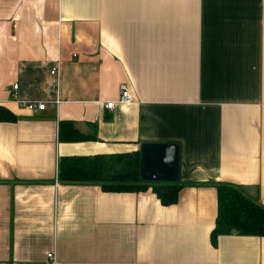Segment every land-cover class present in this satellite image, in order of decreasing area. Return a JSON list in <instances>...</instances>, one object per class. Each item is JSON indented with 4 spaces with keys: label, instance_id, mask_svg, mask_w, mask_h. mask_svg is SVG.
Segmentation results:
<instances>
[{
    "label": "crops",
    "instance_id": "crops-1",
    "mask_svg": "<svg viewBox=\"0 0 264 264\" xmlns=\"http://www.w3.org/2000/svg\"><path fill=\"white\" fill-rule=\"evenodd\" d=\"M0 106V264H264V236L210 238L212 183L264 206V0H0ZM143 142L178 144L174 204L56 178Z\"/></svg>",
    "mask_w": 264,
    "mask_h": 264
},
{
    "label": "trees",
    "instance_id": "trees-1",
    "mask_svg": "<svg viewBox=\"0 0 264 264\" xmlns=\"http://www.w3.org/2000/svg\"><path fill=\"white\" fill-rule=\"evenodd\" d=\"M13 115L0 106V121ZM60 140H75L78 135L70 122H60ZM57 180L63 184H96L104 191L138 192L148 187L161 204H174L184 184L180 182H143L139 179V153L114 155L61 156L57 162ZM217 191V214L210 238L212 244L221 234L264 236V206L243 188L212 183Z\"/></svg>",
    "mask_w": 264,
    "mask_h": 264
},
{
    "label": "water",
    "instance_id": "water-1",
    "mask_svg": "<svg viewBox=\"0 0 264 264\" xmlns=\"http://www.w3.org/2000/svg\"><path fill=\"white\" fill-rule=\"evenodd\" d=\"M179 146L176 143L143 142L139 151V179L143 182H176Z\"/></svg>",
    "mask_w": 264,
    "mask_h": 264
},
{
    "label": "built area",
    "instance_id": "built-area-1",
    "mask_svg": "<svg viewBox=\"0 0 264 264\" xmlns=\"http://www.w3.org/2000/svg\"><path fill=\"white\" fill-rule=\"evenodd\" d=\"M56 72V69L53 68L51 70V73H55ZM13 88L16 89L17 88V84H14L13 85ZM119 90H120V97L118 99V102H121V103H128V102H131L133 100V97L132 95L129 93L127 87L125 84H120L119 85ZM14 97H16V94L14 93ZM24 105L32 110V111H35L37 109H43L44 108V103H37V102H24ZM115 105V102L114 101H106L104 103V107L106 109H112ZM51 254H48V257H50Z\"/></svg>",
    "mask_w": 264,
    "mask_h": 264
}]
</instances>
